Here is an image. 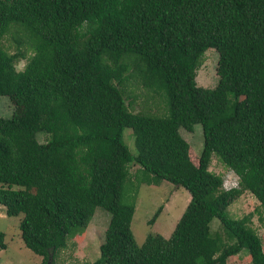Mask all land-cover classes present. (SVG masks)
<instances>
[{"label": "trees", "instance_id": "1", "mask_svg": "<svg viewBox=\"0 0 264 264\" xmlns=\"http://www.w3.org/2000/svg\"><path fill=\"white\" fill-rule=\"evenodd\" d=\"M13 28L30 56L4 46ZM210 48L219 52L214 87L196 78ZM135 74L164 96L166 113L130 109ZM3 95L22 104L0 116V210L20 216L22 239L44 264H56L97 207L110 220L88 264H228L243 249L264 264L251 214L229 211L245 191L264 209V0H0ZM198 123L204 145L195 162L181 129ZM214 156L238 175L237 186L226 188L210 169ZM164 180L185 187L190 201L170 237L152 233L139 244L138 190ZM214 219L228 240L212 230ZM4 238L0 231L1 248Z\"/></svg>", "mask_w": 264, "mask_h": 264}, {"label": "rangeland", "instance_id": "2", "mask_svg": "<svg viewBox=\"0 0 264 264\" xmlns=\"http://www.w3.org/2000/svg\"><path fill=\"white\" fill-rule=\"evenodd\" d=\"M23 39L21 45L18 40ZM6 49L17 52L19 49L27 51L28 56L32 54L23 32L11 29L3 40ZM219 60V52L215 48L208 49L203 57L201 66L197 70V83L207 87H214L218 82L216 67ZM27 59H20L17 68L22 70ZM126 95L129 107L134 112L166 113V102L164 96L154 89L141 84L135 75L126 86ZM22 104L19 96H0V116L11 117L14 109ZM184 137L189 141L192 148V158L196 162L204 145V135L201 123L195 124L193 131L181 129ZM124 136L132 152L136 153L135 135L130 127L124 129ZM41 142H46L48 135L41 133L38 136ZM198 154V155H197ZM139 166L132 165L131 176L136 179ZM210 169L222 175L226 188L238 185V175L229 167L224 165L214 156ZM190 192L183 186L164 180L159 184L142 183L136 198V211L134 214L132 229L139 244L145 242L149 234L160 233L170 237L176 224L189 201ZM158 208L161 212L154 223L149 220L154 216ZM233 217L240 218L251 214V226L260 234L264 246V209L260 201L249 191H245L238 197L229 208ZM110 220V214L102 207L97 210L87 228L72 233L67 246L58 253L56 264H88L94 262L100 256V244L105 237V231ZM20 216H10L5 208L0 210V231L5 232L4 241L6 248L0 247V264H44L43 257L28 248L21 236L19 227ZM212 230L220 232L225 240H228L221 223L214 219ZM228 264H254L247 249L229 257Z\"/></svg>", "mask_w": 264, "mask_h": 264}]
</instances>
